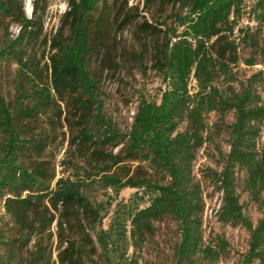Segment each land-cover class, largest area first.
Returning a JSON list of instances; mask_svg holds the SVG:
<instances>
[{"label":"trees","instance_id":"obj_1","mask_svg":"<svg viewBox=\"0 0 264 264\" xmlns=\"http://www.w3.org/2000/svg\"><path fill=\"white\" fill-rule=\"evenodd\" d=\"M101 1L69 0L60 26L47 38L46 0H33L30 17L21 0H0V25L7 18L18 25L16 36L0 47V65L4 61L15 64L19 80L12 104L0 93V199L19 230L15 239L27 244L45 232L55 220L50 210L59 211L60 227L64 220L71 228L67 215L75 211L80 219L75 235L59 239V263L99 264L93 257L96 251L91 233L107 251L110 234L101 227L102 219L118 194L129 187L149 194L148 204L130 215L134 251L154 231L153 223L168 215L175 221L179 236L175 264H193L197 258L218 262L227 242L221 235L210 241L204 238L203 191L194 179L193 162L205 140L209 114L217 113L221 121L233 111L223 166L207 173L213 189L221 193L219 222L239 224L248 231L247 248L238 264H264V208L252 223L244 215L237 193L241 179L242 190L264 207V46L256 43L249 26L238 27L244 13L258 28L264 26V0L250 5L246 0H167L174 11L150 22L144 20L142 30L163 36L152 65L161 73L165 87L157 99H139L125 132L115 128L102 112L100 82L88 68L100 30L93 15ZM153 1L144 0L142 9ZM138 8L132 7L139 13ZM235 30L239 40L254 41L255 54L247 64L260 65L261 69L246 78L239 91L223 90L216 82L221 75L232 76L229 62L235 63L237 58L227 54L236 50ZM42 44L51 51L44 69L38 55ZM63 92L71 95L75 109L82 110L77 114L74 143L90 144L95 161L101 158L104 166L93 173L91 163H87L90 167L80 165L81 175L60 177L52 185L55 175L48 173L42 158L55 126L50 119L46 130L42 114ZM66 120L70 124L69 117ZM106 146L119 150L104 153ZM133 163L137 165L132 167ZM142 164L161 179L142 171ZM96 186L111 192L105 200H97ZM39 202L48 203V217L39 211ZM45 256L39 237L29 263L45 264Z\"/></svg>","mask_w":264,"mask_h":264},{"label":"rangeland","instance_id":"obj_2","mask_svg":"<svg viewBox=\"0 0 264 264\" xmlns=\"http://www.w3.org/2000/svg\"><path fill=\"white\" fill-rule=\"evenodd\" d=\"M144 0H102L98 5L93 19H96L100 27L94 40V50L88 61V68L100 82L99 101L105 117L111 120L115 128L121 132L129 130L136 105L141 98L157 99L160 89L165 87L161 73L154 68L153 54L163 41L162 34H152L140 28L144 21H152L158 15H167L174 11V7L167 0H154L147 9H142ZM255 0H246L250 5ZM27 17L32 14L33 0H21ZM47 7L44 14V32L50 38L61 24L63 14L68 10L69 0H46ZM138 5V11L132 9ZM249 26L256 43L264 46V26L258 28L256 23L243 14L238 20V27ZM18 25L11 18H7L0 25V47L6 40L16 36ZM67 33V31H66ZM233 38L237 46L236 50L227 54L230 58L236 57L235 63L229 62L231 77L221 75L217 79L218 87L223 90H240L241 83L246 78L261 69L260 65H249L247 60L255 54L254 41L239 40L235 30ZM48 45L39 47L40 66L47 62L50 53ZM44 77L46 72H44ZM16 65L4 61L0 65V93L4 99L12 104L16 96L18 86ZM39 85L41 83L39 82ZM193 86V80L190 83ZM259 91L260 87L258 88ZM81 109H75V104L68 92H63L61 99L56 97L49 103L45 114H42V125L47 128V123L53 119L54 130L51 131L49 146L42 158L47 166L48 173L55 175L54 181L60 177L74 179L81 175V166L91 163L95 167L93 173L100 170L103 160L95 161L93 147L88 143H74V136L78 132L77 114ZM73 115H76L75 117ZM69 117L70 124L66 120ZM234 121V112H228L220 121L217 113H210L207 117L208 130L205 140L197 149L193 162L194 179L201 185L204 199L202 214V231L206 241L213 240L215 235H221L227 242L226 252L220 260L214 264H238L240 256L245 252L248 241V231L245 227L237 225H223L217 219V211L221 201V193L214 190L207 170L220 171L223 166V155L229 150V126ZM262 141V140H261ZM119 147L106 146L102 148L104 153L116 154ZM137 165L133 163L132 167ZM142 171L153 178L161 179V176L142 164ZM242 178V177H241ZM108 192L101 186H96L94 195L97 200H105ZM237 193L244 215L252 223H256L262 214L260 203L249 198L242 190V180L238 179ZM26 194L23 193V196ZM149 202V194L137 188H124L113 202L107 214L103 217L101 227L109 230L110 238L108 249L105 251L96 236L91 233L95 244L94 259L99 264H175L176 248L179 241L175 221L164 215L153 223L154 231L147 234L139 249L134 251L130 238V215L134 211L143 208ZM45 205L39 202V211L47 212ZM55 220L48 226L45 232L32 237L27 244L17 242L15 239L19 230L13 223L11 216L5 211L4 199H0V264H30L35 242L41 238L46 249L45 264H60L58 260L59 239L75 235L76 224L80 219L79 213L71 211L67 217L71 222V228L62 220V226L57 223L61 217L59 211H52ZM50 212V213H51ZM6 241V242H5ZM5 243H8L5 245ZM193 264H213L197 258ZM254 264H258L255 262Z\"/></svg>","mask_w":264,"mask_h":264}]
</instances>
